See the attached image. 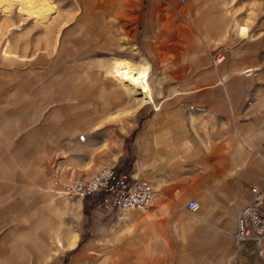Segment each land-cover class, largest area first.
<instances>
[{
	"label": "rangeland",
	"instance_id": "374dc122",
	"mask_svg": "<svg viewBox=\"0 0 264 264\" xmlns=\"http://www.w3.org/2000/svg\"><path fill=\"white\" fill-rule=\"evenodd\" d=\"M5 1L0 0V152L15 151L22 184L18 198L27 194L31 210L19 214L17 248L3 250L0 264H216L225 247L218 242L213 214L202 212L200 204L189 212L188 198L175 196L167 208L153 200L147 211H138L106 208L100 196L66 201L54 193L52 174L69 168L82 176L105 163L127 170L132 156L123 151L122 121L131 128L134 119L158 114L161 100L192 96L150 92L138 106L141 96L130 77L155 59L157 69L151 64L147 74L151 88L201 83L203 77L169 76V61L185 65L191 42H199L186 8L203 6L204 12L194 15L204 19L210 11L224 36L235 32L242 38L241 30L248 38L263 30L264 0H51L54 14L35 8L45 17L39 21L22 15L17 0ZM203 56L207 60L206 52ZM97 107L106 111L97 113ZM184 111L178 107L173 115ZM85 118L98 122L91 126L96 132H85ZM74 119L76 129L69 130ZM65 133L76 138L61 152ZM64 154L84 162L63 164ZM40 241L47 245L44 251L36 248ZM252 250L236 253L235 263L263 264Z\"/></svg>",
	"mask_w": 264,
	"mask_h": 264
},
{
	"label": "crops",
	"instance_id": "0c3cea01",
	"mask_svg": "<svg viewBox=\"0 0 264 264\" xmlns=\"http://www.w3.org/2000/svg\"><path fill=\"white\" fill-rule=\"evenodd\" d=\"M199 7L185 10L190 30L197 34L199 42H191L185 65L175 62L173 66L170 60L168 68L169 76L204 79L187 86L175 84L151 88L149 85L150 92L192 93V96L180 102L170 97L167 104L161 100L158 114L134 119L131 128L127 126L128 121H122L121 139L126 143L123 151L126 154L130 151L132 156L127 170L122 171L135 179L150 182L155 204L167 208L175 196L186 197L196 200L202 212L213 214L218 242L225 247L222 255H216L215 261L216 264H227L229 260L236 262V253L252 248L248 242L236 243L234 219L237 210L249 198L250 186L264 183V27L248 38H244L246 36L242 34L245 32L241 30L242 38H236L235 32L224 36L214 26L216 22L212 21V15H208L210 11L204 19L194 15L204 12V7ZM226 15L222 23L224 32L228 23ZM17 25L22 23L14 26ZM13 27L10 29L14 30ZM211 52H220L223 59L219 64L212 63ZM157 63L155 59L146 60L147 74L151 64L152 69H157ZM111 64L112 60L106 63L105 73ZM245 67L252 68L249 75L241 73ZM113 87L119 94H128L120 86ZM178 107L182 111L185 109L184 116L182 113L173 115ZM99 109L97 107L94 111H106V107ZM109 116L113 114L106 115ZM82 121L81 124L88 126L85 132L97 131L91 129L98 124L97 121L90 118ZM65 124L66 119L63 122L66 131ZM77 124L76 119L68 122L69 130H75ZM75 138L67 137L65 133L60 139L64 140V148L60 145L59 151L63 149L65 152V142ZM14 152H0V261L3 250L10 252L11 247L17 248L19 214L27 215L31 210H28L27 194L18 198L22 184L18 179L17 161L12 159ZM246 157L249 160H243ZM82 162L83 159H75L72 154H64L62 159L66 165H80ZM29 188H32L31 184ZM77 240L78 235L74 246ZM69 242L70 239L67 245ZM35 245L41 251L47 247L42 241Z\"/></svg>",
	"mask_w": 264,
	"mask_h": 264
},
{
	"label": "built area",
	"instance_id": "2783aa9c",
	"mask_svg": "<svg viewBox=\"0 0 264 264\" xmlns=\"http://www.w3.org/2000/svg\"><path fill=\"white\" fill-rule=\"evenodd\" d=\"M221 60L220 52L212 57L213 64ZM251 72L250 67L241 70L243 75ZM68 169H56L52 174L54 193L66 201L100 196L101 204L109 209L147 211L151 207L154 199L151 183L118 171L114 164H102L87 176H77ZM248 192V200L235 215L234 239L236 243L248 242L264 264V183L250 186ZM185 208L194 212L199 204L196 200H188Z\"/></svg>",
	"mask_w": 264,
	"mask_h": 264
},
{
	"label": "bare ground",
	"instance_id": "6f19581e",
	"mask_svg": "<svg viewBox=\"0 0 264 264\" xmlns=\"http://www.w3.org/2000/svg\"><path fill=\"white\" fill-rule=\"evenodd\" d=\"M9 2H12V1L10 0ZM17 2H19L18 5H20V7L18 9L22 15L24 14L27 17H33L37 21L45 19V17L42 16V14L41 15L35 14L34 10L36 7H40L41 9H44V11L48 13V16H50L51 14H54L55 12V8L51 4V0H17ZM6 9H8V7H6L4 10ZM43 21L41 23H43ZM243 36H246V34H243ZM129 82L132 83L137 88V92L141 96V100L138 106L146 103L149 100V96H150V89L147 83V66H143L140 69H138L135 72L134 76L130 77ZM75 241L76 239H74V241H71L70 245L68 246L69 247L74 246Z\"/></svg>",
	"mask_w": 264,
	"mask_h": 264
},
{
	"label": "trees",
	"instance_id": "16d2710c",
	"mask_svg": "<svg viewBox=\"0 0 264 264\" xmlns=\"http://www.w3.org/2000/svg\"><path fill=\"white\" fill-rule=\"evenodd\" d=\"M118 171H122V168L118 169ZM86 212H88L87 210H85Z\"/></svg>",
	"mask_w": 264,
	"mask_h": 264
}]
</instances>
